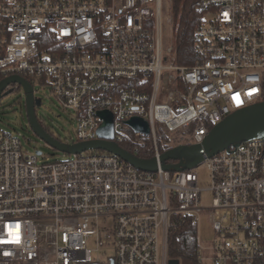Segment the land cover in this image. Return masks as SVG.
<instances>
[{"label":"built area","instance_id":"2783aa9c","mask_svg":"<svg viewBox=\"0 0 264 264\" xmlns=\"http://www.w3.org/2000/svg\"><path fill=\"white\" fill-rule=\"evenodd\" d=\"M162 1L0 0V81L30 78L34 94L48 87L75 122L74 139L61 142L99 138L98 112L108 110L111 140L135 155L149 142L157 161L143 171L101 149L43 159L0 129V264H168L175 214L196 224L206 214L216 232L208 244L197 235L198 264H264V138L202 161L209 206L196 167H161L157 139L158 126L168 135L192 126L173 146L200 143L227 115L264 101V0H200L190 65L176 62L173 43L164 49ZM133 116L148 134L127 123ZM90 240L113 257L93 260Z\"/></svg>","mask_w":264,"mask_h":264},{"label":"water","instance_id":"95a60500","mask_svg":"<svg viewBox=\"0 0 264 264\" xmlns=\"http://www.w3.org/2000/svg\"><path fill=\"white\" fill-rule=\"evenodd\" d=\"M10 83L19 84L24 92V102L27 119L32 130L45 142L54 148L67 153H79L88 149H101L119 156L137 169L143 171H156L157 161L155 157L141 158L119 144L112 141V113L108 110H101L98 115L102 123L98 128L99 138L67 144L59 141L48 133L39 122L35 108L41 105L42 99L34 94L31 83L20 75H11L0 81V98L11 90H5ZM127 123L135 131L145 134L149 133V124L141 117L133 116ZM254 138H264V101L238 109L214 124L202 142L193 144H177L170 147L160 155L161 167L170 172H180L196 167L206 157L213 156L223 150L229 151L243 141ZM40 154V151H36ZM178 259H168V264H178ZM103 264V263H87ZM114 264L111 259L109 263Z\"/></svg>","mask_w":264,"mask_h":264},{"label":"rangeland","instance_id":"374dc122","mask_svg":"<svg viewBox=\"0 0 264 264\" xmlns=\"http://www.w3.org/2000/svg\"><path fill=\"white\" fill-rule=\"evenodd\" d=\"M162 4L163 45L164 49L167 50L168 45L174 44L173 31H170V24L167 22V15L171 14L172 16V0H163ZM35 90V95L42 99L41 105L36 108V115L39 121L55 138H58L60 141H72L75 134V122L72 120L69 111L63 109L60 102L52 96L48 87L35 85ZM19 96L21 97V104L15 103ZM0 129L17 134L24 152L35 153L36 151H40L44 155L43 159L47 157L51 160H62L71 156L49 145L32 130L27 119L22 87L19 90H11L1 98ZM186 130L183 129L180 132L178 131L168 135L172 146L176 144V140L174 139L179 140L180 135L182 133L184 134ZM195 172L198 177V185L203 189L200 203L203 206H209L212 200L211 192L208 190L211 185L209 169L202 162L196 166ZM197 235L199 241L204 244L210 243L216 237V232L213 230L206 214H201L198 218ZM88 244L91 248V257L93 260L99 259L102 262H106L108 258L113 257L114 253L112 250H97L92 240ZM180 264L186 263L180 262Z\"/></svg>","mask_w":264,"mask_h":264},{"label":"trees","instance_id":"16d2710c","mask_svg":"<svg viewBox=\"0 0 264 264\" xmlns=\"http://www.w3.org/2000/svg\"><path fill=\"white\" fill-rule=\"evenodd\" d=\"M199 1L200 0H172L174 58L180 65H190L195 60L193 50L194 31L199 26L203 15V11L199 6ZM27 79L32 83V79ZM19 89L20 88L17 90ZM15 103H22L20 96ZM43 127L46 130V127ZM191 128L192 126L187 128L184 134H187ZM157 139L161 152L171 147L167 132L160 126H158L157 129ZM119 145L125 150L132 152L131 147H128L125 143H119ZM152 155L153 150L149 142L146 144L145 148L137 153V156L141 158H150ZM171 221L172 225L168 229L167 238L168 258L178 259L179 264L180 262L198 264L197 224L193 220L192 215L175 214L172 216Z\"/></svg>","mask_w":264,"mask_h":264},{"label":"flooded vegetation","instance_id":"af4514ba","mask_svg":"<svg viewBox=\"0 0 264 264\" xmlns=\"http://www.w3.org/2000/svg\"><path fill=\"white\" fill-rule=\"evenodd\" d=\"M42 103V102H41ZM47 131V130H46ZM48 132V131H47ZM49 133V132H48Z\"/></svg>","mask_w":264,"mask_h":264},{"label":"snow or ice","instance_id":"6c2138e0","mask_svg":"<svg viewBox=\"0 0 264 264\" xmlns=\"http://www.w3.org/2000/svg\"><path fill=\"white\" fill-rule=\"evenodd\" d=\"M17 239H18V237H17Z\"/></svg>","mask_w":264,"mask_h":264}]
</instances>
